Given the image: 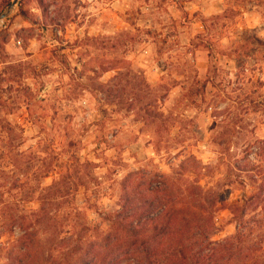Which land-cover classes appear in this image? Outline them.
Masks as SVG:
<instances>
[{
  "label": "rangeland",
  "instance_id": "rangeland-1",
  "mask_svg": "<svg viewBox=\"0 0 264 264\" xmlns=\"http://www.w3.org/2000/svg\"><path fill=\"white\" fill-rule=\"evenodd\" d=\"M0 22V264L107 232L137 174L208 196L213 240L247 202L229 264H264V0H20Z\"/></svg>",
  "mask_w": 264,
  "mask_h": 264
},
{
  "label": "trees",
  "instance_id": "trees-1",
  "mask_svg": "<svg viewBox=\"0 0 264 264\" xmlns=\"http://www.w3.org/2000/svg\"><path fill=\"white\" fill-rule=\"evenodd\" d=\"M11 2L0 0V12ZM134 178L128 182L129 185L125 184L121 209L116 214L105 216L109 223L107 232L99 231L96 238L86 240L82 236L74 240L70 235L49 253L42 250L40 238H36V242L30 240L29 244L24 241L23 253L30 260L28 263L229 264L235 258V253L249 235L244 226L247 202L229 207L238 224L236 234L223 240H213L218 228L216 211L203 205L207 203L208 196H202L195 207L188 204L179 207L175 199L177 193L172 192L168 179L148 190L138 174ZM149 192L156 194L155 200L147 197ZM218 200L215 196L211 202ZM83 229L92 230L89 226ZM28 234L25 231L20 238ZM69 243L73 244L71 248ZM23 253L19 256L20 264H26L22 261Z\"/></svg>",
  "mask_w": 264,
  "mask_h": 264
},
{
  "label": "water",
  "instance_id": "water-1",
  "mask_svg": "<svg viewBox=\"0 0 264 264\" xmlns=\"http://www.w3.org/2000/svg\"><path fill=\"white\" fill-rule=\"evenodd\" d=\"M20 0H14V2L7 8V10L5 12H3L0 15V21H3L4 19H6L9 14L12 12V10L14 9L15 5L19 2Z\"/></svg>",
  "mask_w": 264,
  "mask_h": 264
},
{
  "label": "bare ground",
  "instance_id": "bare-ground-1",
  "mask_svg": "<svg viewBox=\"0 0 264 264\" xmlns=\"http://www.w3.org/2000/svg\"><path fill=\"white\" fill-rule=\"evenodd\" d=\"M0 24H2V22H0Z\"/></svg>",
  "mask_w": 264,
  "mask_h": 264
}]
</instances>
